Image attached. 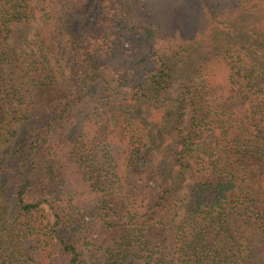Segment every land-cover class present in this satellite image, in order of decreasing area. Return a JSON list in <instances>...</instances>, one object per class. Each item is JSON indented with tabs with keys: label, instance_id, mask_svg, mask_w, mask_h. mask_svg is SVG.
Wrapping results in <instances>:
<instances>
[{
	"label": "trees",
	"instance_id": "obj_1",
	"mask_svg": "<svg viewBox=\"0 0 264 264\" xmlns=\"http://www.w3.org/2000/svg\"><path fill=\"white\" fill-rule=\"evenodd\" d=\"M0 264H264V0H0Z\"/></svg>",
	"mask_w": 264,
	"mask_h": 264
},
{
	"label": "rangeland",
	"instance_id": "obj_2",
	"mask_svg": "<svg viewBox=\"0 0 264 264\" xmlns=\"http://www.w3.org/2000/svg\"><path fill=\"white\" fill-rule=\"evenodd\" d=\"M20 46L25 48V45L22 42L20 43ZM26 49L28 50L27 47H26ZM182 80H183V75L178 76L177 79L175 81H173L171 88H170L172 90V91H170L172 93V95H176L178 93V82L182 81ZM192 173L193 172H191V171H188L186 173L184 186L177 191V195L179 197L183 198V201L180 203L179 207L177 209H175V212L169 211L168 216H172V217H175V219H178L182 215V213L184 212L185 208L187 207V200L185 199V197L188 193L189 185H191L194 182L193 179L191 178Z\"/></svg>",
	"mask_w": 264,
	"mask_h": 264
}]
</instances>
